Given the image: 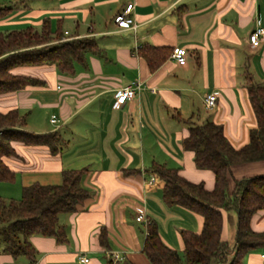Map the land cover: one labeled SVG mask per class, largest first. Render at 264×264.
Returning a JSON list of instances; mask_svg holds the SVG:
<instances>
[{
  "label": "crops",
  "instance_id": "obj_1",
  "mask_svg": "<svg viewBox=\"0 0 264 264\" xmlns=\"http://www.w3.org/2000/svg\"><path fill=\"white\" fill-rule=\"evenodd\" d=\"M129 4L137 26L119 28L114 17ZM0 6L10 8L0 18L2 33L28 26L40 30L48 20L53 30L60 29L63 40L91 37L100 49L87 52L72 72L60 71L55 64L15 66L13 74L42 83L0 93L1 113L16 109L25 117L22 128L56 131L65 141L56 154L47 146L12 141L15 154L4 161L16 177L0 182V196L19 198L22 187L34 182L60 183L67 169H84L80 185L90 194L76 212L60 215L66 242L33 236L35 263L0 254V264H107L111 253L135 264H151L142 251L151 219L169 246L183 250L181 232H200L204 219L169 206L153 168H177L187 180L214 188V173L197 167L193 151L182 144L189 134L188 118L222 124L237 148L248 142L256 119L246 74L264 85V35L252 47L250 34L258 26L264 28V0H0ZM175 47L186 49L185 64L171 57ZM142 51L164 59L152 69ZM137 83L134 96L117 106V94ZM209 93L218 95L211 109L203 103ZM53 115L57 123L51 122ZM258 175H264V160L233 165L230 192L236 180ZM229 211L222 210V240L227 243L229 223L234 242L238 223L237 212ZM133 213H138L136 221L140 214L145 219L137 221L143 224L139 235L130 225ZM103 227L108 248L100 241ZM251 227L264 231V209L253 215ZM262 254L264 248L249 251L243 264H264ZM79 256L89 262H80Z\"/></svg>",
  "mask_w": 264,
  "mask_h": 264
},
{
  "label": "trees",
  "instance_id": "obj_2",
  "mask_svg": "<svg viewBox=\"0 0 264 264\" xmlns=\"http://www.w3.org/2000/svg\"><path fill=\"white\" fill-rule=\"evenodd\" d=\"M9 10L8 6H0V18ZM99 50L96 40L91 37L63 40L60 29L53 30L48 20L43 22L40 30L28 26L0 32V93L42 83L33 77L13 74L11 70L15 66L55 64L60 71L72 72L75 62L83 61L87 52ZM142 54L152 69L164 59V56L154 58L145 51ZM246 88L256 126L250 129L245 145L235 147L226 136L224 126L213 120L202 123L193 122L192 118L185 120L190 123L189 134L182 144L193 151L197 167L214 173L212 190L206 189L203 183L187 180L177 168L154 166L153 173L162 184L165 202L198 213L204 220L200 232H181L182 252L163 240L157 221L149 220L142 251L151 264H243L249 251L264 248V231L258 232L251 227L253 215L264 209V175L236 180L233 192L229 190L233 165L264 160V85L247 73ZM24 125L25 117L18 110L0 112V127H4L0 134V182H13L16 177L4 161L5 157L15 154L12 141L47 146L55 154L65 143L59 132L35 133L22 128ZM83 173L84 169L63 170L60 183L34 182L22 187L19 198L0 196V254H9L14 259L24 257L35 263L37 249L31 241L33 236H49L58 242H66L67 229L61 224L60 215L76 212L90 196L80 185ZM223 209L234 210L238 215L232 246L222 240ZM100 241L109 247L104 227ZM107 264L135 263L125 258L114 262L110 257Z\"/></svg>",
  "mask_w": 264,
  "mask_h": 264
},
{
  "label": "built area",
  "instance_id": "obj_3",
  "mask_svg": "<svg viewBox=\"0 0 264 264\" xmlns=\"http://www.w3.org/2000/svg\"><path fill=\"white\" fill-rule=\"evenodd\" d=\"M133 10V4L127 5V7L115 15L114 22L119 28L122 29H131L136 28V23L134 18L131 16ZM264 35V28L258 26L251 34H250V44L252 47H257L260 43L261 36ZM186 54L187 51L181 47H175L172 50L171 57L175 59L180 65L186 63ZM140 84H136L135 86H129L123 89L120 93L117 94V106L123 104L127 99H131L135 94V89H139ZM217 94L216 93H209L204 96L203 103L207 109H211L215 106L217 101ZM51 122L57 123L58 119L56 115H53L51 118ZM1 134V130H0ZM151 181H154V177L151 178ZM144 216L142 214L137 216V221H144ZM148 224V223H147ZM110 257L113 259L114 262L121 261L125 257L121 253H111ZM262 259L264 262V254H262ZM79 261L82 263H88L89 258L85 256H79Z\"/></svg>",
  "mask_w": 264,
  "mask_h": 264
},
{
  "label": "rangeland",
  "instance_id": "obj_4",
  "mask_svg": "<svg viewBox=\"0 0 264 264\" xmlns=\"http://www.w3.org/2000/svg\"><path fill=\"white\" fill-rule=\"evenodd\" d=\"M7 5H13V3L11 4H9V3H6ZM39 47V46H38ZM17 196H19V193H18V195ZM138 212V211H137ZM229 212H231V211H229ZM134 214V219L133 220H131L130 221V225H132V227H134V229H135V231L138 233V235L141 233V230L143 229V224H141V223H138L137 221H136V215L138 214V213H133ZM229 225H230V235H229V238L231 239V236H232V232H233V223L232 222H230L229 223ZM141 229V230H140ZM230 239H228V244H229V246H232L233 244H234V241H231ZM230 240V241H229ZM180 252H182V250H179Z\"/></svg>",
  "mask_w": 264,
  "mask_h": 264
}]
</instances>
